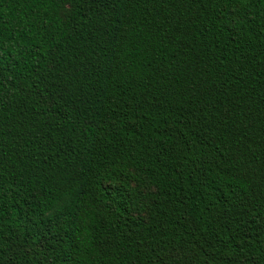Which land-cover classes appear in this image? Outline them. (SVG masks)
<instances>
[{"label": "trees", "instance_id": "obj_1", "mask_svg": "<svg viewBox=\"0 0 264 264\" xmlns=\"http://www.w3.org/2000/svg\"><path fill=\"white\" fill-rule=\"evenodd\" d=\"M0 264H264V0H0Z\"/></svg>", "mask_w": 264, "mask_h": 264}]
</instances>
